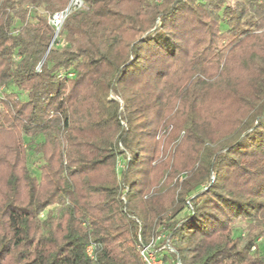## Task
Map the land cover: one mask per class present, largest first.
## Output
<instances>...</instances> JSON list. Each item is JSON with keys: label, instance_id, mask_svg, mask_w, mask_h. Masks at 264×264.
Returning a JSON list of instances; mask_svg holds the SVG:
<instances>
[{"label": "trees", "instance_id": "obj_1", "mask_svg": "<svg viewBox=\"0 0 264 264\" xmlns=\"http://www.w3.org/2000/svg\"><path fill=\"white\" fill-rule=\"evenodd\" d=\"M79 1L53 40L71 0H0V264H143L155 237L164 264H264V0ZM229 49L244 78L187 84ZM203 88L230 131L199 125ZM175 97L188 162L152 165Z\"/></svg>", "mask_w": 264, "mask_h": 264}, {"label": "rangeland", "instance_id": "obj_2", "mask_svg": "<svg viewBox=\"0 0 264 264\" xmlns=\"http://www.w3.org/2000/svg\"><path fill=\"white\" fill-rule=\"evenodd\" d=\"M55 36L53 37V40ZM247 50L246 49H237V50H228L226 51L223 59L219 62H212L211 65H207L204 69L203 73H196L194 77L192 76L191 80L187 82V84H191L195 79L199 78L208 84L214 83L216 80L222 79L224 81H228L230 83L236 82L245 76L246 66L244 64L247 58ZM188 67V66H187ZM187 67L180 71H178L179 67L176 69L175 74L171 80L177 83H181L184 81V76L181 75L182 71L187 69ZM220 77V78H219ZM219 78V79H218ZM211 87V86H210ZM198 93V99L196 105H198V110L203 117L200 121L199 125L213 132H228L233 127V117L235 113L237 114L238 108L236 104L232 101L228 100L226 102L221 101L218 97V93L213 89L203 88L200 91H196ZM168 93L172 95L171 92ZM173 102V106L171 105L165 111V118H163L160 122H156L153 125L155 128V133L153 135V139L149 141L150 147L152 145H156L157 157L155 153V157L157 158L154 161V164L165 166V164H173V159L175 158L178 163L186 164L188 162L187 152L188 146L187 143L184 142L185 135L182 136L179 133L178 126L183 120V114L187 111L188 104L184 103L180 100V98L175 97ZM157 119H155L156 121ZM180 134V135H178ZM179 136L181 138L180 146L178 150H175V141L172 140L175 136ZM183 138V139H182ZM12 138L11 136H6L2 140H0V158L10 152ZM146 146V144H144ZM154 148V146H153ZM151 149V148H150ZM151 153V152H149ZM172 160V161H170ZM29 165L34 171L37 173L38 164L29 159ZM5 168H2L0 163V180L3 181V176L5 175ZM2 182L0 181V189L2 188ZM242 229V225L238 224L236 228V232L240 233ZM259 254L264 257V239H258L257 243Z\"/></svg>", "mask_w": 264, "mask_h": 264}, {"label": "built area", "instance_id": "obj_3", "mask_svg": "<svg viewBox=\"0 0 264 264\" xmlns=\"http://www.w3.org/2000/svg\"><path fill=\"white\" fill-rule=\"evenodd\" d=\"M72 1L69 3V5L61 12L55 13L52 16L49 17V23L54 27L55 29V37L57 36L58 32L61 29L62 23L66 16L75 8L81 7V2L78 0V3L75 5H72ZM38 70V67H37ZM160 239V237L152 238L147 244L139 243L137 245V252L141 259V262L143 264H164L163 260L159 256V249L156 248L157 242ZM167 249H170L168 246H166ZM163 249V247L161 248ZM254 250V248H253ZM93 246L89 245L86 248V254L90 259H93Z\"/></svg>", "mask_w": 264, "mask_h": 264}, {"label": "bare ground", "instance_id": "obj_4", "mask_svg": "<svg viewBox=\"0 0 264 264\" xmlns=\"http://www.w3.org/2000/svg\"><path fill=\"white\" fill-rule=\"evenodd\" d=\"M78 3V0H73L72 1V5H75V4H77Z\"/></svg>", "mask_w": 264, "mask_h": 264}, {"label": "water", "instance_id": "obj_5", "mask_svg": "<svg viewBox=\"0 0 264 264\" xmlns=\"http://www.w3.org/2000/svg\"><path fill=\"white\" fill-rule=\"evenodd\" d=\"M52 42H53V40H52ZM52 42H51V44H52Z\"/></svg>", "mask_w": 264, "mask_h": 264}]
</instances>
